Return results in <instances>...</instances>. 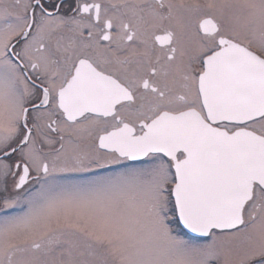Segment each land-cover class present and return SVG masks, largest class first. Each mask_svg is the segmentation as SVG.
Returning <instances> with one entry per match:
<instances>
[{
  "label": "snow or ice",
  "instance_id": "1",
  "mask_svg": "<svg viewBox=\"0 0 264 264\" xmlns=\"http://www.w3.org/2000/svg\"><path fill=\"white\" fill-rule=\"evenodd\" d=\"M0 264H264V0H0Z\"/></svg>",
  "mask_w": 264,
  "mask_h": 264
},
{
  "label": "flooded vegetation",
  "instance_id": "2",
  "mask_svg": "<svg viewBox=\"0 0 264 264\" xmlns=\"http://www.w3.org/2000/svg\"><path fill=\"white\" fill-rule=\"evenodd\" d=\"M69 175H72V176H84V175H89V174H69Z\"/></svg>",
  "mask_w": 264,
  "mask_h": 264
}]
</instances>
